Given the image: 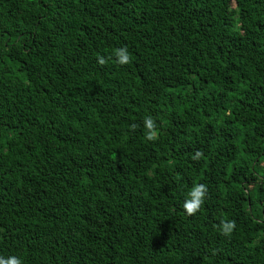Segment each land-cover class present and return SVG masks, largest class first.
Returning a JSON list of instances; mask_svg holds the SVG:
<instances>
[{"label":"trees","instance_id":"16d2710c","mask_svg":"<svg viewBox=\"0 0 264 264\" xmlns=\"http://www.w3.org/2000/svg\"><path fill=\"white\" fill-rule=\"evenodd\" d=\"M0 256L264 264V0H0Z\"/></svg>","mask_w":264,"mask_h":264},{"label":"clouds","instance_id":"9594fccd","mask_svg":"<svg viewBox=\"0 0 264 264\" xmlns=\"http://www.w3.org/2000/svg\"><path fill=\"white\" fill-rule=\"evenodd\" d=\"M116 63L119 65H126L130 62V55L127 47H121L115 50ZM97 63L101 66L105 65L107 61L103 56H97ZM145 139L154 142L159 138V130L155 120L148 116L144 119ZM135 129L136 125L131 126ZM203 153L199 150L192 156L193 160H199ZM208 188L205 184H195L187 194V199L183 203V210L188 216H194L202 207L206 198ZM235 221H222L220 225V233L223 236L230 237L235 229ZM0 264H22L21 260L16 256L4 258L0 256Z\"/></svg>","mask_w":264,"mask_h":264}]
</instances>
